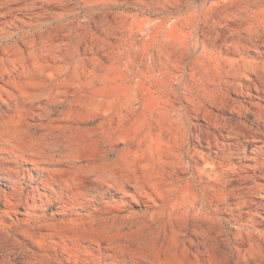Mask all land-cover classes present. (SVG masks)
<instances>
[{
	"label": "rangeland",
	"instance_id": "obj_1",
	"mask_svg": "<svg viewBox=\"0 0 264 264\" xmlns=\"http://www.w3.org/2000/svg\"><path fill=\"white\" fill-rule=\"evenodd\" d=\"M0 264H264V0H0Z\"/></svg>",
	"mask_w": 264,
	"mask_h": 264
}]
</instances>
